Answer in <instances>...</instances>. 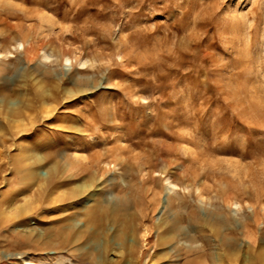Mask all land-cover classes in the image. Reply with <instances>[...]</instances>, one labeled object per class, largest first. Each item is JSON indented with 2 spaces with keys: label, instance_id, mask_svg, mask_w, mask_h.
<instances>
[{
  "label": "rangeland",
  "instance_id": "374dc122",
  "mask_svg": "<svg viewBox=\"0 0 264 264\" xmlns=\"http://www.w3.org/2000/svg\"><path fill=\"white\" fill-rule=\"evenodd\" d=\"M8 46L11 52L0 54V97L25 96L27 102L16 121L0 115L7 133L0 140V264H98L94 232L106 242L105 257L118 258L117 264H180L187 257H176L168 243L147 247L151 256L143 259L135 253L143 226L167 213L147 209L143 225L137 223L135 211L150 196L137 187L139 166L152 176L143 187L160 196L172 175L180 194L171 201L185 214L193 205L202 207L197 188L217 195L220 206L209 209L223 216L227 225L220 231L237 234L236 248L259 263L264 257V0H0V50ZM44 49L55 53L57 63L41 57ZM39 80L58 92L46 111L37 96ZM35 151L60 162L63 185L24 190L22 174ZM93 155L134 167L126 176L128 190L117 186L125 183L113 163L100 171L94 183L101 186L97 197L106 213L99 227L88 223L91 209L83 212L77 202L70 208L59 198L71 184L89 179L81 161ZM165 166L168 175L160 171ZM26 198L31 207L19 222L14 210L5 208L21 209ZM75 210L76 217L62 218ZM174 211L177 224H187L179 221L183 212ZM114 215L121 219L111 220ZM238 217L243 231L230 223ZM25 222L49 235L25 237L20 233Z\"/></svg>",
  "mask_w": 264,
  "mask_h": 264
},
{
  "label": "bare ground",
  "instance_id": "6f19581e",
  "mask_svg": "<svg viewBox=\"0 0 264 264\" xmlns=\"http://www.w3.org/2000/svg\"><path fill=\"white\" fill-rule=\"evenodd\" d=\"M26 41H27V44L29 46L32 45L31 44V38H28ZM15 43H17V46L20 45V42H18L17 40L15 41ZM10 52H11L10 47L9 48L6 47L3 50H0V54L3 53V55H5V56L7 54H9ZM33 57H34V55L30 56L29 59H32ZM41 57L44 59H48L50 57H53V61L55 63H57V61H58L57 56L55 55V53L52 50L44 49L43 53L41 54ZM36 86H37V88H39V92L37 91L38 92L37 96L40 100L41 105L44 107V111H46V107L49 103H51L52 101H58V92H56V91L54 92V91L50 90V88L45 86L43 82L41 83V80L37 81ZM32 88H33L32 86H29L27 88L29 90V93L32 90ZM26 100H27V98H25V96L22 99L21 98L20 99H18V98L11 99L10 97H0V115L2 117V120L7 119V120L16 121L20 115L19 114L20 107H21V105H23V103ZM8 123H10V122H8ZM4 124L5 123L4 122L2 123V121L0 119V140H2L7 134L6 131L4 130V129H6V127L4 128ZM50 157L43 152L35 151L34 156L29 158V160H28L29 162L27 161L28 162L27 167L25 166L26 169L23 168L24 171L22 174V176L27 179V185L25 184L26 188H24L25 191L28 187H29V189H33L35 187L36 190H40L41 188L50 187V185L56 184L54 187H56L57 185H63V183H62L63 179L62 178L64 176L62 177V172H64V171H61V169H60L61 164L59 165L60 162L58 160H52ZM26 158L27 157H23L24 160ZM103 158L101 159V158H99L98 155H93L90 158V161H88V162H82L81 161L82 165L81 164L80 165L82 166L83 170L86 171V175L88 176L89 179H87V180L83 179L81 181L75 182L74 184H71L72 186L65 188L62 191V194L59 196V198H61V200H63V201L67 200L68 203L71 204L70 208H76L77 207L76 202H77L81 205V210H83V212H86L87 210L91 209L92 213L90 216H88V223L94 227L100 226L99 225V223L101 222L100 217L103 213H106L104 210V207H102V203L99 202L98 197H97V193L99 192L97 185H99V184H95L96 183L95 181L100 180V178H101L100 171L107 169L106 167L110 163H113V168H117L120 170L121 178H122L123 182L125 183V185H124L125 187H121L122 186L121 183L117 184V186L124 189V190H128L130 185H128L129 181H127L126 176L129 175V173L132 170H134L133 169L134 167L124 165L123 159H120V161H117V162H112V161H109L110 159L108 160L106 158L105 159H103ZM87 159H88V157H87ZM24 163L25 162H23V164ZM63 163L64 162H62V164ZM70 164L71 163H69V165ZM77 164L76 165L79 166V163H77ZM61 168H63V167H61ZM168 168H170V166L166 167V169H162L160 171L164 172L165 175H168V173H169ZM154 170L155 169H153L152 171H154ZM79 171H82V170H79ZM147 171L148 170H146V168L142 167V166H139V168H137V173H140V175H139L140 181L138 182L137 187L139 188L140 186H142V187H140V188H142L141 193L145 197H147L146 195H148L150 193V196H148L147 200H146L147 203H144L145 205L143 204L142 206H140V208H137L138 209L137 212L135 211V213L137 215V217H135L137 219V223L143 225L142 222L144 221V219H146L145 217L147 216V213L145 211L147 209L153 210L155 208L156 209L158 208L161 210L163 208L164 210L165 209L167 210L166 211L167 213L165 216L160 215V216H157L156 218L154 217L152 220V223L149 226H147V225L143 226L141 238L139 237L140 240H142V245H141L142 247L136 245L137 249L135 251V253H137L138 259L139 258L143 259L145 256H147V257L151 256V254L148 253L147 251H148L149 247L154 246V244H156L158 242L160 244L161 243L162 244L168 243V244L172 245L170 247V250L176 253L175 254L176 257L180 256V255H184V257H187L185 260L183 259L184 261L182 260L183 262L181 261L180 264H247V263L252 264L251 262H249L250 257L244 255L242 252H240L236 248V245H238L240 242L237 234L233 233V235H231V236H226L225 234H223L220 231V229L222 227H224V225H227V224H225L223 216L220 215L219 213H216L213 210V209H216L220 206L216 203L217 195H215V194L212 196L206 195L203 193V190L198 186L199 188H197V190H196L197 191L196 197L200 202H202V207H199L197 205L196 206L193 205L192 208L187 210V213L185 214L183 212V207L181 206V204L175 205L171 201V199L177 197V194L179 193V192L177 193V191L175 189L177 182L172 177V175L169 174L168 176H166V178H165L166 183L164 185L165 194H164V196H162V195L160 196L159 194H157V192H155L154 188H152L151 186H144L143 187V184H145L149 178H152V176ZM146 173L148 175L146 177H144V175ZM70 176H71V174H70ZM111 181L109 183H112ZM179 186L183 189L191 191L188 184L179 183ZM16 191L17 190L14 188V191H12V192L15 193ZM12 196H15V195H12ZM182 196H186V193L183 192ZM53 199H55V201H56V199H58V197L53 198ZM28 200L29 199L26 198V203ZM123 200H125V199H123ZM9 201H11V200H9ZM3 203H4V199H0V206H2ZM123 203H124V201H123ZM181 203H183V202H181ZM230 203H233V202H230ZM237 205L238 204H236V206ZM30 207H31V202L27 203L21 209H17V208L14 209L11 206L9 209L5 208V210L6 211L7 210L8 211L14 210L12 217L13 218L18 217L17 221L24 222V220H23L24 215L30 209ZM176 207H177V210H179L181 213L183 212L182 215L179 214V221H181V222L186 221L187 224H185V225L177 224L178 213L176 211H174V208H176ZM209 208H213V209L210 210ZM78 209H80V207H78ZM204 210L206 211V213ZM63 211H65V210H63ZM3 212H5V211L3 210ZM70 214L71 215L66 214L62 218L67 219L69 217H73V218L76 217L77 216V210H75L74 212H72ZM114 216L115 217H112L111 220L119 221L121 219V218L120 219L118 218L120 216H118V217H116L117 215H114ZM211 217L217 219V221L212 222L210 220ZM128 222H129V220H128ZM31 223H33V222H31ZM230 223H232V225L234 226L233 227L234 230H236V229L238 230V228L240 227V229H242V231H243V229L245 227L244 222H242V220L239 217L235 218V220L232 219L230 221ZM22 225H23V229L20 231V233H22L25 237H27L29 239L36 240V239H39L43 236L49 235V233H47L48 231H46V229H44L43 233L34 230V228L30 225V223L25 222ZM127 226H128V224H127ZM132 228L134 229V227H132ZM132 228H130V230H132ZM127 231H129V230L127 229ZM95 233L96 232L93 233L94 235H93V238L91 239L92 240L91 244H93L94 248H98V255L96 257V262L98 264H117L118 258H112V257L106 258L105 257L104 250L106 251V247H107L106 242L103 244V239H100L99 237H97L98 234H95ZM132 233H134V232H132ZM154 235H156L157 236L156 238H158V239H155L156 241L152 242V238ZM127 236H128V234H127ZM247 238L249 241H252L254 239V238L252 239L249 237H247ZM47 239H48V237H47ZM125 239H128V238H125ZM125 239H123V240H125ZM198 239L200 240V243H197ZM212 240H213V244L211 243ZM74 243H76V241ZM178 244H180L181 246H178ZM129 247H131V246H129ZM147 247H148V249H147ZM74 248L75 247H73L71 249H74ZM126 249L127 250L129 249L128 245H127ZM133 249H134V247H133ZM133 249H131V251ZM188 256H190V257H188ZM135 258H136V256H135ZM177 259H179V258H177ZM177 259H175V260H177ZM259 260L260 261L258 264H264V257L263 258L261 257ZM60 261H63V260L61 259ZM70 261L74 262L71 259H70Z\"/></svg>",
  "mask_w": 264,
  "mask_h": 264
}]
</instances>
